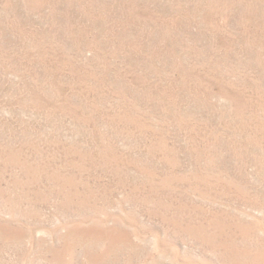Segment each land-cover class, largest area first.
Here are the masks:
<instances>
[{
  "label": "rangeland",
  "instance_id": "rangeland-1",
  "mask_svg": "<svg viewBox=\"0 0 264 264\" xmlns=\"http://www.w3.org/2000/svg\"><path fill=\"white\" fill-rule=\"evenodd\" d=\"M0 264H264V0H0Z\"/></svg>",
  "mask_w": 264,
  "mask_h": 264
}]
</instances>
